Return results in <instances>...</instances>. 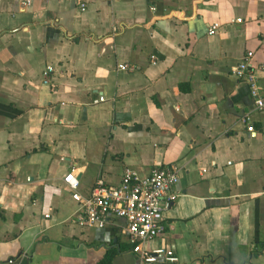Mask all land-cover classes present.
Returning <instances> with one entry per match:
<instances>
[{"label": "crops", "instance_id": "1", "mask_svg": "<svg viewBox=\"0 0 264 264\" xmlns=\"http://www.w3.org/2000/svg\"><path fill=\"white\" fill-rule=\"evenodd\" d=\"M247 52L264 95V0H1L0 264H144L123 219L76 223L63 182L88 197L126 167L176 170L144 244L162 264H264V113L230 75Z\"/></svg>", "mask_w": 264, "mask_h": 264}, {"label": "built area", "instance_id": "2", "mask_svg": "<svg viewBox=\"0 0 264 264\" xmlns=\"http://www.w3.org/2000/svg\"><path fill=\"white\" fill-rule=\"evenodd\" d=\"M84 7V4H80L81 11H84ZM236 21L241 22L240 19ZM217 28L218 24L211 25L208 35H214ZM252 58V52H247L231 69L230 75L237 81L247 84L254 109L264 113V95L260 92L256 70L251 64ZM260 68L264 69V65ZM117 69L130 72L133 66L120 64ZM52 74L53 69L49 66L42 70L43 85L49 84ZM103 101L104 98L100 97L94 100L93 104ZM247 131L253 132V127L249 125ZM176 180L175 168L154 169L148 175L140 177L135 170L126 167L116 186H107L102 180H97L90 196L83 197L77 192L79 182L73 174L63 178V182L72 192V199L80 206L81 213L76 217V223L102 230L109 216L123 219L125 221L123 234L131 252L144 264L177 262L174 251L169 247L150 250L144 248L146 242L162 236L166 231L163 214L175 199L171 188Z\"/></svg>", "mask_w": 264, "mask_h": 264}, {"label": "trees", "instance_id": "3", "mask_svg": "<svg viewBox=\"0 0 264 264\" xmlns=\"http://www.w3.org/2000/svg\"><path fill=\"white\" fill-rule=\"evenodd\" d=\"M118 254L117 251L112 249H107L103 259L99 262V264H111L112 259Z\"/></svg>", "mask_w": 264, "mask_h": 264}]
</instances>
